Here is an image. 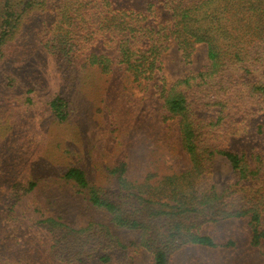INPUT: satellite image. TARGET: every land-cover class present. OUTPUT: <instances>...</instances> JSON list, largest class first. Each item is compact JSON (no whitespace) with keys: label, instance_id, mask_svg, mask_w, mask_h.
Returning <instances> with one entry per match:
<instances>
[{"label":"trees","instance_id":"1","mask_svg":"<svg viewBox=\"0 0 264 264\" xmlns=\"http://www.w3.org/2000/svg\"><path fill=\"white\" fill-rule=\"evenodd\" d=\"M157 5L170 15L169 23L156 21ZM44 8L53 14L52 46L46 48L65 63L60 82L67 90L83 84L87 73L109 81L122 71L124 86L145 91L161 76L160 59L170 40L185 61L197 45L206 46L208 59L205 71L169 86L162 80L158 91L166 118L177 121L187 168L164 175H157L156 168L131 180L126 163L118 162L101 171L108 182L105 189L91 185L76 167L66 169L61 181L85 195L89 207L107 214L114 227L137 233V246L151 254L152 264H169L185 246L220 248L201 227L233 219L248 218L250 244L259 247L264 240V160L231 150L229 143L245 129L240 128L241 114L252 111L245 105L264 100V0H0V59L22 27L23 16ZM3 80L14 82L10 76ZM70 105L57 93L48 102L57 123L67 118ZM217 156L231 167V178L220 193L210 171ZM37 225L46 229L50 256L57 263L89 261L91 256L84 253L93 224L75 230L47 218ZM99 227L108 236L106 227ZM109 260L106 254L96 258L99 263Z\"/></svg>","mask_w":264,"mask_h":264},{"label":"rangeland","instance_id":"2","mask_svg":"<svg viewBox=\"0 0 264 264\" xmlns=\"http://www.w3.org/2000/svg\"><path fill=\"white\" fill-rule=\"evenodd\" d=\"M52 15L44 8L23 16L22 27L0 59V264H60L50 256L52 243L46 229L37 225L47 218L59 219L75 230L93 224L84 253L91 257L84 264H152L151 254L137 246V233L114 227L107 214L89 207L85 195L61 177L66 169L76 167L91 185L105 189L108 182L102 169L118 162L126 163L131 180L156 168L157 175L187 168L177 121L166 118L158 91L162 80L169 86L205 71L206 46L197 45L185 61L170 40L161 55V76H155L145 91L124 86L122 71L109 81L87 73L83 84L67 90L60 82L65 63L46 48L52 46ZM155 17L161 24L170 21L160 5L155 6ZM7 76L14 79L11 85L3 80ZM56 93L71 104L67 118L59 123L48 106ZM245 107L252 110L244 117L241 114L240 128L245 129L230 140L229 148L264 160V100L254 99ZM210 171L220 193L231 178V167L217 156ZM105 193L112 194V189ZM262 219L264 225V209ZM247 220L202 226L200 232L221 247L185 246L169 264H264V240L259 247L250 244ZM99 226L106 227L108 236ZM109 236L113 248L107 243ZM105 254L109 262L96 261Z\"/></svg>","mask_w":264,"mask_h":264}]
</instances>
